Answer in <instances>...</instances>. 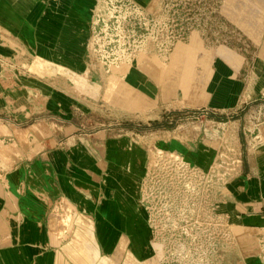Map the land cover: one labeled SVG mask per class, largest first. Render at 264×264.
<instances>
[{"label":"crops","instance_id":"obj_1","mask_svg":"<svg viewBox=\"0 0 264 264\" xmlns=\"http://www.w3.org/2000/svg\"><path fill=\"white\" fill-rule=\"evenodd\" d=\"M207 6L167 56L105 75L89 69L96 0H0V264H160L152 144L202 165L227 138L241 160L217 207L257 235L240 264H262L264 0ZM96 105L117 125L89 126Z\"/></svg>","mask_w":264,"mask_h":264},{"label":"rangeland","instance_id":"obj_2","mask_svg":"<svg viewBox=\"0 0 264 264\" xmlns=\"http://www.w3.org/2000/svg\"><path fill=\"white\" fill-rule=\"evenodd\" d=\"M106 1L110 0H96L97 9ZM224 1L154 0L152 7L141 9H133L129 3L123 5L115 14L120 19L119 26L124 27L118 31L119 37L116 22L107 21V16L97 22L102 30L108 29L93 45L89 39V69L105 75L120 74L142 60L151 49L167 56L185 28L191 34L197 25L208 22V3L217 9ZM220 21L216 14L215 22ZM130 25L134 31L128 30ZM185 62L189 65L191 58ZM94 107L91 109L94 119L89 120V126L117 125L111 120L110 110L101 105ZM179 117L188 134L193 124L198 125L193 123L190 112H183ZM174 119L171 116L167 121L173 124ZM227 139L228 148H220L202 165L194 163L188 154L161 151L152 144L142 199L151 213L160 264H224L225 259L230 263L231 258L233 264H240L239 258L253 253L249 247L257 235L253 230L231 223L222 206L217 207L218 199L224 198L226 178L236 172V163L241 160L233 146L234 139ZM66 221V218L60 219L62 224Z\"/></svg>","mask_w":264,"mask_h":264},{"label":"built area","instance_id":"obj_3","mask_svg":"<svg viewBox=\"0 0 264 264\" xmlns=\"http://www.w3.org/2000/svg\"><path fill=\"white\" fill-rule=\"evenodd\" d=\"M131 5L133 7V9H141L144 8L140 5H138L137 3H135L132 0H125V2H119L118 0H110V1H106L105 5L103 4L100 9L96 8L93 19H92V23H91V30H90V41L92 42V45L94 44L95 40H100L101 38V34L103 32L104 36L106 34V28L102 30V28L100 27V25L97 23L98 21H104V18L106 17L107 21L113 20V22L115 23V26L117 28V36L119 37L120 34L119 32L122 31V29H124L123 25L119 26V18H117L116 12H118L117 10L119 8H122L123 5L128 4ZM109 12V14H108ZM131 28L128 30L134 31V28L132 27V25H130ZM123 27V28H122ZM122 28V29H121ZM108 29V28H107ZM110 29V27H109ZM119 31V32H118ZM161 31L163 32V29H161ZM166 39H167V34H166ZM261 261L262 264H264V251L262 252L261 255Z\"/></svg>","mask_w":264,"mask_h":264},{"label":"bare ground","instance_id":"obj_4","mask_svg":"<svg viewBox=\"0 0 264 264\" xmlns=\"http://www.w3.org/2000/svg\"><path fill=\"white\" fill-rule=\"evenodd\" d=\"M67 219V218H66Z\"/></svg>","mask_w":264,"mask_h":264}]
</instances>
